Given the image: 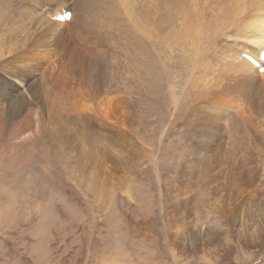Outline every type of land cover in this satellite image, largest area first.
Instances as JSON below:
<instances>
[{
  "label": "rangeland",
  "instance_id": "rangeland-1",
  "mask_svg": "<svg viewBox=\"0 0 264 264\" xmlns=\"http://www.w3.org/2000/svg\"><path fill=\"white\" fill-rule=\"evenodd\" d=\"M13 1L22 4V0H0V21L5 7ZM137 1L141 4L138 11L140 22L145 20L144 11L148 12L150 19L146 20L143 30L151 28L149 33L142 31L140 34L137 31L130 41L126 40L127 37L122 38L125 34L121 30L114 29L111 35L116 37L108 57L99 59V62L93 61L100 71L93 74V90L98 91L97 96L110 101L103 111L110 115L106 121H101L100 113L93 110V136L98 139L93 137V189L87 182L86 173L76 167L75 160L81 144L77 143L78 148L74 149L65 143L63 137L61 141L54 139L41 146L43 160L40 159L41 163L31 171H25L22 184L31 180L30 184L38 185L45 192L44 197L41 204L30 200L14 207H2L0 264H264V142L260 136L264 133V119L263 122L261 120L264 102L247 104L256 120L251 137L245 133V128L239 129L243 137L240 154L245 157V165L243 160L234 164L220 150L216 151L217 156L214 154L210 159L214 151L206 153L203 149L214 148L216 143L210 138L220 139L218 146L221 147L224 134L234 127H208L205 121L210 111L205 99H208L207 102L210 99L218 102L225 96L223 88L234 84L232 71L236 70L235 65L209 63L208 67L203 65L194 70L195 73L201 72L202 78L215 76L219 86L218 91V88L213 89L215 95H212V90H206L205 94L208 91L209 96H204L200 86L187 87L191 75H181L180 67L186 64L192 66L184 51V48L189 51L190 45L188 42L183 45L176 42L169 49L166 42H172L175 34L165 32V23L160 25V17H167L166 13L172 15L173 21H170L175 25L177 13L174 0ZM62 2L72 3L76 9L81 8L77 0H41L40 4L55 10L57 6L61 7ZM91 16L93 14L88 17ZM261 17L257 16L251 27L253 30H250V37L254 40L264 38L262 32L256 30L261 29ZM90 22L88 19L87 25ZM86 26L84 34L93 40V30L89 27L88 32ZM150 32L156 34V39L152 37L148 40ZM160 33L163 39L159 38ZM241 44L239 40H232L230 48L241 47ZM224 71H227V79L223 80ZM104 73H108L107 77ZM236 83L237 95H240L242 80ZM155 84L160 89L153 97L152 86L156 88ZM258 89L257 86L246 85L242 93H251L254 99ZM116 93L122 96L120 106L114 104L118 96ZM192 93L195 94L193 98ZM126 95L131 98L126 99ZM196 96H200V102H203L200 104L205 105L208 111L198 103L197 106L192 105L197 102H194ZM226 97L232 98L231 94ZM257 98L260 96L257 95ZM227 104L232 106H225L227 114L236 116L244 127V117L250 110L241 106V113H235L234 104L241 105L240 100L228 101ZM199 109L205 114L203 124L192 118ZM255 110L259 114L257 117H254ZM99 149L104 157L99 154ZM218 154H221V160L227 158L228 161H221ZM197 162L200 165L197 166ZM206 164L211 166L209 172L203 169ZM231 166L234 168L232 179L225 178ZM199 170H204L201 172H204L203 177L196 179L197 176L193 175L196 171L200 174ZM38 175L45 181L42 182ZM231 182L234 185L227 189ZM202 185L204 188H201ZM219 186L223 189L220 190ZM252 190L254 197L250 195ZM192 197L195 200H191ZM211 231H216V240L212 241ZM248 236L253 237L251 242L246 240ZM209 241L211 244H207ZM206 247L216 250L212 254Z\"/></svg>",
  "mask_w": 264,
  "mask_h": 264
},
{
  "label": "bare ground",
  "instance_id": "bare-ground-1",
  "mask_svg": "<svg viewBox=\"0 0 264 264\" xmlns=\"http://www.w3.org/2000/svg\"><path fill=\"white\" fill-rule=\"evenodd\" d=\"M40 1L22 0V4L13 1L5 7L4 17L0 21V213H2V207L3 209L4 207H14L17 204L27 203L30 200L41 204L40 201L44 197L45 192H42L41 187L38 185H34V183L30 184L31 180L29 179L26 184H22V179L26 170L30 169L31 171V168L41 163L40 159L44 155V152H40V147L54 139L61 141L64 137L65 143L70 147H74V149L78 148L77 143L81 144V150H78L75 160L77 162L76 167L86 173L87 182L89 181L88 184H91L93 189V176H95L93 175V110L100 113L98 116L102 119L101 121H106L110 117L109 113H103L104 109H107L110 104L109 99L107 102L104 97L102 99L97 96V90H93V74L99 71V67L93 65V61L99 62V59L103 60L108 57L110 53L109 49L115 39L114 37H116L115 35L114 37L111 35L114 29L121 30L125 34L122 38L127 37L126 40L132 41L134 39L132 37L137 31L142 34V31L146 30L145 28L143 30V26L149 18L146 10L144 11V23L140 22L138 11L141 8V4L137 0H77L81 4L80 9H76L74 4L70 2H62L61 7L57 6L55 10H53V7L51 8L52 10H49V7H42ZM174 5V10L177 13L175 25L173 26L172 23V15L167 13V17H160V25L162 22L165 23V32L175 34L171 38L172 42L170 40L166 42L169 49L175 46L176 42L181 45L188 42L190 45L191 49L188 51L187 48H184V51L188 60L192 61V66L189 67V64H186L180 67L181 75H191L187 82V87L196 88L200 86V90L204 91V96L209 94L208 91L205 94L206 90H212V95H215L213 89L218 88L216 90H219L217 81L214 78L215 76L202 78L200 76L201 72L196 71L195 73L194 70H199L203 65L206 66L209 63L226 62L235 65L234 68L236 70L232 71L234 84L223 88L222 93L225 96L221 100L219 99L218 102H215L213 99L207 102L208 99H205L207 103L206 107L208 106L210 111L209 118L205 121L208 123V127L221 128V125H228L234 128H230L232 130L224 134L225 138L222 137L224 140H221L224 143L221 147L218 146L220 143L218 140L220 139L216 140L211 137L210 140L216 143L214 148L203 149L206 153L214 151L210 159L214 154L216 155L217 150H220L219 152L222 151L224 155L226 154L234 164L235 161L239 162L242 160L244 164L245 157L240 154L243 137L239 129L245 128V133L251 137L256 126V120L252 115L253 110L247 104L252 103L253 105L254 102H264V38H256L254 40L250 37V30H253L251 27L254 26L258 15L262 16L260 18L262 25L260 26L261 29L258 28L256 30L262 32L264 35V0H174ZM87 12L90 15L93 14V16L89 18ZM51 16H55V18L53 19ZM88 19L91 22L87 25ZM242 21H247V23L241 30L239 25ZM85 26L88 29L89 27L92 28L93 40L85 36ZM256 26H258L257 22ZM148 30L144 32L146 33ZM88 32H90V29ZM89 35L91 36V34ZM158 36L163 39L161 33ZM152 37L155 38L156 34L150 32L148 40ZM232 40H239L242 43L241 47L236 45L230 48ZM114 43L116 42L114 41ZM256 45H260V47ZM242 52L253 56L256 60L255 63L244 58ZM158 54L157 58L159 59ZM111 67L113 68V66ZM101 74L103 75L102 72ZM107 74L104 73V76ZM225 75H227V71L222 73L223 80L227 79ZM240 79L242 80L241 92L240 95H237L238 84L236 81H240ZM157 81L159 82L160 80L158 79ZM85 85L88 88H84ZM246 85L250 87L257 86L259 88L256 91L254 99L251 98V93H242ZM152 88L154 90L153 97H156V92L160 88L158 85L156 88L153 86ZM192 88L189 89L191 90ZM193 94L192 98L195 95ZM229 94H231L232 98L226 97ZM116 95H118L116 96L117 101L114 104L118 105L122 96L118 93ZM170 95L173 94L170 93ZM257 95L260 98H257ZM130 98V96L126 95V99ZM199 98L200 96H196L194 102L195 100L197 102L192 103V105L198 103L199 106H203V104H200L202 101L200 102ZM202 98L205 97L202 95ZM238 100L241 101V105L234 104L235 113H241V106L252 110L244 117V127L243 123L236 116L228 115L225 108V106L232 107L227 104L228 101ZM204 106L203 108L206 109ZM255 107L257 108L258 105H255ZM262 108L264 109V105H262ZM200 109L193 113L192 118L194 117L198 124H203L202 121L205 119V114ZM255 113L256 116L254 117H257L259 115L257 110H255ZM260 117L258 120H260ZM115 119L120 120L121 118L115 117ZM263 119L264 114L261 118L262 122ZM240 124V127L235 128ZM261 125L259 127L263 129ZM224 127L222 126V128ZM222 132L221 130L220 138ZM260 136L262 142H264V133L260 134ZM94 138L97 139V137ZM86 145H88V148H86ZM99 150V154H101L102 150ZM101 155L103 156V154ZM219 159L221 160V157ZM224 159L222 158L223 161ZM104 161L105 159H103ZM198 165H200L199 162H197ZM218 165L221 168L219 163ZM209 166L210 164H206L203 169L207 171ZM111 169L113 168L111 167ZM233 170L234 168L231 166L226 172L227 175H224L225 178L228 176L232 179L231 172ZM202 171H198L200 174H197L196 171L193 176L195 177L196 175V179H201L204 173L201 174ZM38 177L43 182L44 178L40 175ZM195 182L197 184V180ZM189 184L191 186V183ZM233 185L234 183L231 182L230 185H227V189H230ZM201 188H204V186L202 185ZM218 188H221L220 190L223 189L220 186ZM252 192L253 190L250 192V195L254 197V193L252 194ZM232 194L231 198H234ZM198 195L194 197H198ZM250 198L252 199V196ZM192 199L195 200L193 197ZM232 200L234 202L235 199ZM217 209H214L215 212H218ZM220 214L222 215V213ZM245 222L248 223L249 221L245 220ZM215 232H210L212 241L215 239ZM252 238L249 237L246 240L249 242ZM207 244H211V242L209 241ZM206 248L212 254L216 250L209 247Z\"/></svg>",
  "mask_w": 264,
  "mask_h": 264
},
{
  "label": "snow or ice",
  "instance_id": "snow-or-ice-1",
  "mask_svg": "<svg viewBox=\"0 0 264 264\" xmlns=\"http://www.w3.org/2000/svg\"><path fill=\"white\" fill-rule=\"evenodd\" d=\"M247 21H242L241 24L239 25V27L241 28V30L245 27Z\"/></svg>",
  "mask_w": 264,
  "mask_h": 264
}]
</instances>
